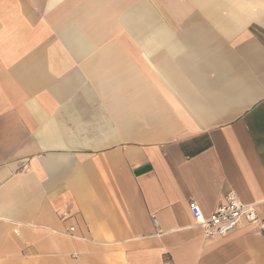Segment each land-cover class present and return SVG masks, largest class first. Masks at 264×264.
Returning a JSON list of instances; mask_svg holds the SVG:
<instances>
[{
	"label": "crops",
	"instance_id": "0c3cea01",
	"mask_svg": "<svg viewBox=\"0 0 264 264\" xmlns=\"http://www.w3.org/2000/svg\"><path fill=\"white\" fill-rule=\"evenodd\" d=\"M231 189L264 219V0H0V264H264L189 209Z\"/></svg>",
	"mask_w": 264,
	"mask_h": 264
},
{
	"label": "built area",
	"instance_id": "2783aa9c",
	"mask_svg": "<svg viewBox=\"0 0 264 264\" xmlns=\"http://www.w3.org/2000/svg\"><path fill=\"white\" fill-rule=\"evenodd\" d=\"M189 209L196 221L202 227L207 239L226 236L240 228L243 224L255 225L264 230V219L261 218L253 204L245 203L235 190H229L224 201L209 216H205L200 205L193 199L189 201ZM156 222V220H155ZM74 227H70L66 235L74 236Z\"/></svg>",
	"mask_w": 264,
	"mask_h": 264
}]
</instances>
